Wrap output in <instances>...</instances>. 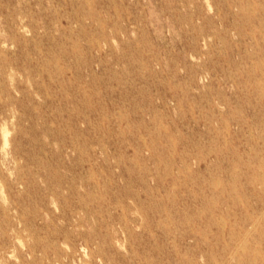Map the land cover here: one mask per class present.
I'll return each mask as SVG.
<instances>
[{
    "label": "rangeland",
    "instance_id": "374dc122",
    "mask_svg": "<svg viewBox=\"0 0 264 264\" xmlns=\"http://www.w3.org/2000/svg\"><path fill=\"white\" fill-rule=\"evenodd\" d=\"M263 172L264 0H0V264H264Z\"/></svg>",
    "mask_w": 264,
    "mask_h": 264
},
{
    "label": "bare ground",
    "instance_id": "6f19581e",
    "mask_svg": "<svg viewBox=\"0 0 264 264\" xmlns=\"http://www.w3.org/2000/svg\"><path fill=\"white\" fill-rule=\"evenodd\" d=\"M7 136V135H6ZM5 145V144H4ZM218 166V165H217ZM264 173V172H263ZM224 233V232H223Z\"/></svg>",
    "mask_w": 264,
    "mask_h": 264
}]
</instances>
